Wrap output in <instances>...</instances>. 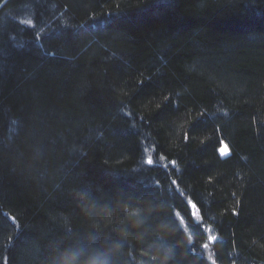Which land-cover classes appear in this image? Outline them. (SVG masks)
<instances>
[{"label": "trees", "instance_id": "trees-1", "mask_svg": "<svg viewBox=\"0 0 264 264\" xmlns=\"http://www.w3.org/2000/svg\"><path fill=\"white\" fill-rule=\"evenodd\" d=\"M114 245L264 264V0H0V264Z\"/></svg>", "mask_w": 264, "mask_h": 264}, {"label": "clouds", "instance_id": "clouds-1", "mask_svg": "<svg viewBox=\"0 0 264 264\" xmlns=\"http://www.w3.org/2000/svg\"><path fill=\"white\" fill-rule=\"evenodd\" d=\"M118 250L119 245L90 252L84 247H73L61 251L53 258V264H114L113 257Z\"/></svg>", "mask_w": 264, "mask_h": 264}, {"label": "rangeland", "instance_id": "rangeland-1", "mask_svg": "<svg viewBox=\"0 0 264 264\" xmlns=\"http://www.w3.org/2000/svg\"><path fill=\"white\" fill-rule=\"evenodd\" d=\"M221 152H222V154L225 155V156H227L228 153H229L226 147H223V148L221 149Z\"/></svg>", "mask_w": 264, "mask_h": 264}, {"label": "bare ground", "instance_id": "bare-ground-1", "mask_svg": "<svg viewBox=\"0 0 264 264\" xmlns=\"http://www.w3.org/2000/svg\"><path fill=\"white\" fill-rule=\"evenodd\" d=\"M228 150V149H227ZM229 152V151H228ZM228 155H229V153H228Z\"/></svg>", "mask_w": 264, "mask_h": 264}]
</instances>
